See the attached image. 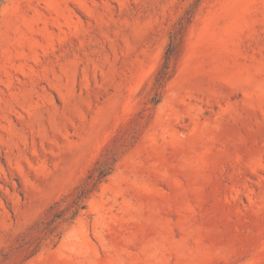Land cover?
I'll list each match as a JSON object with an SVG mask.
<instances>
[{
  "label": "rangeland",
  "instance_id": "374dc122",
  "mask_svg": "<svg viewBox=\"0 0 264 264\" xmlns=\"http://www.w3.org/2000/svg\"><path fill=\"white\" fill-rule=\"evenodd\" d=\"M0 264H264V0H4Z\"/></svg>",
  "mask_w": 264,
  "mask_h": 264
},
{
  "label": "trees",
  "instance_id": "16d2710c",
  "mask_svg": "<svg viewBox=\"0 0 264 264\" xmlns=\"http://www.w3.org/2000/svg\"><path fill=\"white\" fill-rule=\"evenodd\" d=\"M3 2L4 0H0V6ZM191 18V12L187 13L184 17H182L175 30L171 33L170 41L165 51L163 64L155 77V93L153 97L154 103H158L160 101L161 89L164 87L166 81L170 78L171 67L174 60L181 53L184 35ZM112 170L113 162H107L96 166L89 173L83 184H81L73 193L71 201L66 207L60 208L61 202L63 201H57L51 207V219L49 222L52 224L56 221H68L75 219L79 212L86 207V201L90 194L96 190L99 184L110 175Z\"/></svg>",
  "mask_w": 264,
  "mask_h": 264
}]
</instances>
